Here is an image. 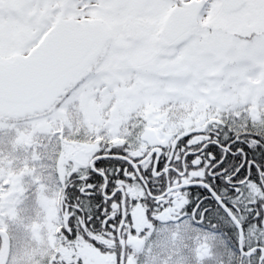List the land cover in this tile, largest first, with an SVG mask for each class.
I'll return each mask as SVG.
<instances>
[{
  "label": "snow or ice",
  "instance_id": "6c2138e0",
  "mask_svg": "<svg viewBox=\"0 0 264 264\" xmlns=\"http://www.w3.org/2000/svg\"><path fill=\"white\" fill-rule=\"evenodd\" d=\"M0 264H264V0H0Z\"/></svg>",
  "mask_w": 264,
  "mask_h": 264
}]
</instances>
